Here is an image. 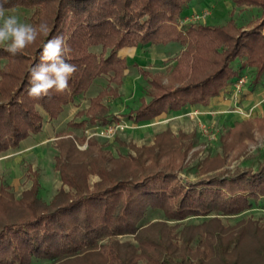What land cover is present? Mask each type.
Segmentation results:
<instances>
[{"label": "trees", "instance_id": "trees-1", "mask_svg": "<svg viewBox=\"0 0 264 264\" xmlns=\"http://www.w3.org/2000/svg\"><path fill=\"white\" fill-rule=\"evenodd\" d=\"M192 1L7 0L5 9L26 7L31 10L28 24L45 23L49 31L40 33L15 56L5 51L6 43H0V152L18 147L24 138L40 132L46 114L51 120L57 118L102 75L109 76V85L91 97L88 108L77 112L88 118L69 124L117 120L120 116L107 113L105 97L119 95L128 68L126 57L119 53L124 46L174 41L185 46L176 57L168 82L142 70L151 98L142 99L137 108L125 114L135 122L150 121L163 111L181 110L190 104H208L214 95L239 80L248 67L254 68V88L264 77V0H234L238 5L258 8V15L247 23L231 17L222 24L194 22L180 29L179 18ZM55 36L66 39L71 51L64 58L77 71L66 91L30 98V69L41 62L43 45ZM238 58L241 63L235 66ZM94 143L90 139L89 144ZM62 152L56 155L55 165L69 188H61L49 201L40 197L42 183L32 166V185L20 198L11 199L10 184L1 181L0 264H32L35 259L55 263L99 246L107 258L120 264L125 261L120 245L115 241L101 244L100 240L138 230L137 238L149 261L183 264L185 259L179 260L178 249L171 247L167 238L153 239L141 232L149 209H160L166 219L179 221L206 216L205 225L218 221L209 216L213 213L238 214L256 202L264 206V160L255 168L195 179L184 178L166 166L148 168L139 158L136 161L142 169L138 174L117 173L95 161L91 170L100 178L92 187L72 169L69 156ZM243 228L225 234L219 229L209 231L216 241L211 239L215 251L212 264H264V233L258 232L262 229L252 221ZM191 241L185 239L188 247Z\"/></svg>", "mask_w": 264, "mask_h": 264}, {"label": "rangeland", "instance_id": "rangeland-1", "mask_svg": "<svg viewBox=\"0 0 264 264\" xmlns=\"http://www.w3.org/2000/svg\"><path fill=\"white\" fill-rule=\"evenodd\" d=\"M258 11L257 7L241 6L234 0H193L188 10L179 18V27L185 29L194 22L222 24L231 17L240 23H247L258 15ZM30 14L31 10L22 6L6 9L5 12L6 16L14 15L20 22L27 24ZM184 47L180 42H170L152 47L143 46L138 51L132 50L131 68L125 75L124 84L119 87V95L105 97L107 113L120 116L111 122H120L125 126H118L111 135L99 131L97 127L105 125L102 123L88 120L83 125L69 124L71 120L80 122L88 118L87 115H77V112L88 108L91 97L109 85V76L102 75L96 78L85 93L66 105L57 118L51 120L46 114L40 132L24 138L18 147L1 151L0 184L1 181L10 184L11 199L20 198L31 187L30 166L39 173L42 183L40 197L43 201H49L63 187L68 189L55 165L56 155L61 149L63 154L69 156L72 169L86 178L92 187L100 178L91 170L95 161L107 165L117 173L123 170L138 174L142 169V165L136 161L139 158L148 168L166 166L189 179L221 172L232 173L246 167L255 168L263 161L264 102L260 98L259 103H251L243 93L244 88H251L254 68L248 67L243 71L245 81L241 85L237 80L224 92L225 97H230L232 101L216 117L211 110L203 114L198 106H195L198 110L195 111L199 116L195 118L188 117L190 114L187 113V107L171 112L159 122H155L159 117L140 122L126 117L125 114L130 109L140 104L142 97L150 99L146 93L150 85L138 71L135 62L141 61L148 71L168 82L176 57ZM240 63L239 58L234 61L235 66ZM90 139L95 140V143L89 144ZM209 216H216L218 221L203 225L206 216L187 217L181 221L166 219L162 210L149 209L142 222L141 232L153 239L165 241L167 238L171 247L178 249L179 260L185 259L183 264L213 263L215 251L211 246V239L215 241V237L209 231L219 229L224 234L235 232L244 226L248 227L252 221L262 229L258 231L259 235L264 233V206L260 202L238 214L213 213ZM138 232L139 230L106 236L100 243L115 241L120 245L125 257V261H120V264H153L143 254L137 238ZM187 238L192 239L189 247L185 242ZM100 248L66 257L55 263L35 259L32 264H114ZM153 253L156 254L157 251Z\"/></svg>", "mask_w": 264, "mask_h": 264}, {"label": "clouds", "instance_id": "clouds-1", "mask_svg": "<svg viewBox=\"0 0 264 264\" xmlns=\"http://www.w3.org/2000/svg\"><path fill=\"white\" fill-rule=\"evenodd\" d=\"M0 0V43H6L5 51L15 56L30 44L34 43L40 33L47 34L45 23L32 25L22 23L14 15L6 16L5 3ZM71 49L63 36H55L43 45L40 63L30 69L27 95L33 99L49 96L51 91L62 93L69 87L68 81L77 71L74 64L65 60ZM38 109L40 105L36 106Z\"/></svg>", "mask_w": 264, "mask_h": 264}, {"label": "crops", "instance_id": "crops-1", "mask_svg": "<svg viewBox=\"0 0 264 264\" xmlns=\"http://www.w3.org/2000/svg\"><path fill=\"white\" fill-rule=\"evenodd\" d=\"M161 44H164L165 45V44H168V43H158V44H152V45H148V46H151L152 47V46H158V45H161ZM140 47H143V46H124V47H122L119 50V53L121 54V56L126 57V59L128 61V68L126 69L125 75H126L127 71L131 68V66H130V64H131L130 63L131 62L130 61V56L132 55V50H135L136 49L138 51V50H140ZM135 64H136V66L138 68V71L140 72L141 75H142V70L143 69H146V70L148 69L147 67H145V65L143 63H141V61H137V62H135ZM124 82H125V77H124V81H123L122 85L124 84ZM263 82H264V77L262 78V80L254 88L252 86H251V88H249V87L244 88V92L243 93H244V95H246L247 98H249V100H250L251 103H255V102L256 103H259L258 101H259L260 98L264 102V85L262 84ZM231 86H233V84H231L228 87H226L220 93L214 95L211 98V100H210V102L208 104L198 103V104H190V105H188L187 108L189 109V111L187 113H189L190 116L188 114H186V115H188L189 118L190 117L191 118H195V117L199 116L198 113H197L198 110L195 107V106H198V108L201 109V112L203 114H205V111L211 110L214 113V115H213L214 117L218 116L216 114L219 111L224 112L225 111V108L227 107V105L229 103H231V101H232L230 99V97L229 98H226L225 97V93H224L225 91H228L231 88ZM142 99L150 100V99H148L146 97H142L141 98V102H142ZM141 102H140V104H141ZM137 107H134V108H137ZM257 108H258V106H257ZM183 109H181V110H183ZM195 110H197V111H195ZM177 111H180V110L163 111V112H161L160 114H158L155 117V118L159 117V119L156 120L155 122H159L160 119H163L164 117H166L167 115H169L171 112L173 113V112H177ZM201 116H204V115H201ZM257 118H259V117H257ZM154 119H152V120H154ZM152 120H150V121H152ZM132 123H134V122H132Z\"/></svg>", "mask_w": 264, "mask_h": 264}, {"label": "built area", "instance_id": "built-area-1", "mask_svg": "<svg viewBox=\"0 0 264 264\" xmlns=\"http://www.w3.org/2000/svg\"><path fill=\"white\" fill-rule=\"evenodd\" d=\"M245 81V78L244 77H241L239 79V84L241 85V83H243ZM120 126V127H125L124 124H121L120 122H117V123H112V122H109L107 124H105L103 127L102 126H98L97 128L99 129V131L101 133H104V134H107V135H111L112 133L115 132V129Z\"/></svg>", "mask_w": 264, "mask_h": 264}]
</instances>
